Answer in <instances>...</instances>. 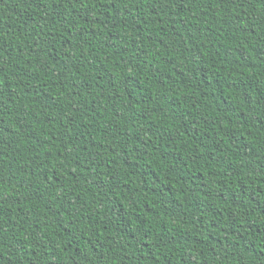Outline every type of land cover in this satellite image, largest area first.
I'll list each match as a JSON object with an SVG mask.
<instances>
[{
	"label": "trees",
	"instance_id": "trees-1",
	"mask_svg": "<svg viewBox=\"0 0 264 264\" xmlns=\"http://www.w3.org/2000/svg\"><path fill=\"white\" fill-rule=\"evenodd\" d=\"M0 264H264V0H0Z\"/></svg>",
	"mask_w": 264,
	"mask_h": 264
}]
</instances>
